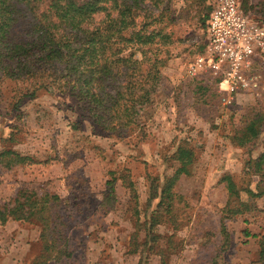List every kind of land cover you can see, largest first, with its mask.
Returning a JSON list of instances; mask_svg holds the SVG:
<instances>
[{"label":"rangeland","instance_id":"rangeland-1","mask_svg":"<svg viewBox=\"0 0 264 264\" xmlns=\"http://www.w3.org/2000/svg\"><path fill=\"white\" fill-rule=\"evenodd\" d=\"M156 1L153 26L167 33L170 43L163 48L168 51L163 79L142 132L123 139L100 132L65 90L53 87L28 97L31 89L25 82L6 80L0 86V150L36 161L0 168V202L21 186L40 184L59 196L71 258L49 264H262L264 167L258 174L252 163L264 154V128L250 145L240 147L233 137L255 114L264 113V67L256 91L224 101L226 96L207 77L191 78L186 72L203 47L211 0ZM238 2L264 22L260 0ZM182 142L193 149L195 161L174 187L180 198L173 216L159 218L150 229L157 241L152 244L151 236L145 239L155 208V202L147 205L149 188L161 186L176 169L172 156ZM224 175L240 192L233 204L247 206L225 220L228 246L219 231L228 200L220 182ZM111 177L116 178V199L106 206L101 204L104 181ZM39 233L40 226L32 222L8 220L0 226V264H30L40 253Z\"/></svg>","mask_w":264,"mask_h":264},{"label":"trees","instance_id":"trees-1","mask_svg":"<svg viewBox=\"0 0 264 264\" xmlns=\"http://www.w3.org/2000/svg\"><path fill=\"white\" fill-rule=\"evenodd\" d=\"M238 4L250 20L264 25ZM258 5V12L264 16V0ZM157 6L156 0H0V86L6 80L25 82L31 89L28 97L53 87L65 90L100 132L119 139L134 131L142 132L143 118L163 79L161 70L168 58L163 48L170 43L169 35L153 26ZM210 10L211 4L205 22ZM204 76L217 88L218 80L208 73L191 78ZM263 128L264 113L255 114L234 134L233 142L240 147L253 144ZM172 159L177 163L173 173L162 179L161 186L153 183L149 188L147 205L155 202V208L147 222L148 230L145 224L141 228H145V239L151 236L152 244L157 241L150 229L160 222L159 218L173 216L180 198L174 187L181 176L189 174L195 154L182 142ZM34 164L32 157L11 149L0 150L2 169ZM252 166L261 173L264 154ZM115 182V177L104 181L102 205L108 206L116 199ZM220 182L224 183L228 200L219 231L223 245L228 246L225 220L241 214L247 206L242 201L238 206L233 204L240 199V192L230 176H222ZM128 186L138 203L133 184L128 182ZM248 193L252 198L257 196ZM61 210L59 196L44 189L43 184L21 186L12 198L0 202V226L8 220L40 226V253L30 264L67 261L71 251ZM244 234L251 236L246 230ZM259 256L264 264L263 239Z\"/></svg>","mask_w":264,"mask_h":264},{"label":"built area","instance_id":"built-area-1","mask_svg":"<svg viewBox=\"0 0 264 264\" xmlns=\"http://www.w3.org/2000/svg\"><path fill=\"white\" fill-rule=\"evenodd\" d=\"M202 51L187 65L188 76L208 73L225 101L256 91L264 67V25L240 10L237 0H211ZM229 99V98H228Z\"/></svg>","mask_w":264,"mask_h":264}]
</instances>
